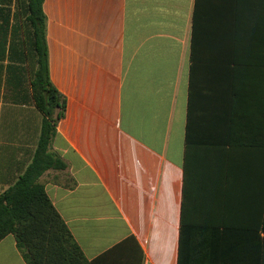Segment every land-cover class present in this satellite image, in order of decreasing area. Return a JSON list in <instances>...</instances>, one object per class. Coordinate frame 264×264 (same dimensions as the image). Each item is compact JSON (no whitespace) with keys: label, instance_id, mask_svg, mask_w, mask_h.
Returning a JSON list of instances; mask_svg holds the SVG:
<instances>
[{"label":"crops","instance_id":"obj_1","mask_svg":"<svg viewBox=\"0 0 264 264\" xmlns=\"http://www.w3.org/2000/svg\"><path fill=\"white\" fill-rule=\"evenodd\" d=\"M43 11L66 100L50 152L66 168L39 182L86 259L179 264L184 215L198 226L184 249L195 264H264V0ZM36 67L29 0H0V196L37 149ZM0 264H26L13 235Z\"/></svg>","mask_w":264,"mask_h":264},{"label":"trees","instance_id":"obj_2","mask_svg":"<svg viewBox=\"0 0 264 264\" xmlns=\"http://www.w3.org/2000/svg\"><path fill=\"white\" fill-rule=\"evenodd\" d=\"M43 3L44 0H29L37 58L31 87L35 105L43 114V123L32 163L0 196V241L13 235L26 264H95L86 259L48 197L45 186L39 182L46 171L66 168L60 158L50 152L57 125L65 116L66 100L50 79ZM184 199L186 206V189ZM191 221L185 220L183 215L179 264H195L201 260L193 253V256L186 255L184 251L197 235L198 226Z\"/></svg>","mask_w":264,"mask_h":264},{"label":"rangeland","instance_id":"obj_3","mask_svg":"<svg viewBox=\"0 0 264 264\" xmlns=\"http://www.w3.org/2000/svg\"><path fill=\"white\" fill-rule=\"evenodd\" d=\"M211 198H213V193L211 194ZM213 202L211 201L210 205L212 204ZM211 211V210H210ZM212 212V211H211ZM213 221V220H212ZM214 224V223H213Z\"/></svg>","mask_w":264,"mask_h":264}]
</instances>
